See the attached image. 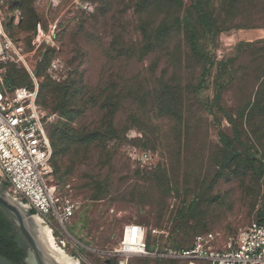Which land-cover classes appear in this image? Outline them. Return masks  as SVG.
Returning a JSON list of instances; mask_svg holds the SVG:
<instances>
[{
	"label": "rangeland",
	"instance_id": "rangeland-1",
	"mask_svg": "<svg viewBox=\"0 0 264 264\" xmlns=\"http://www.w3.org/2000/svg\"><path fill=\"white\" fill-rule=\"evenodd\" d=\"M133 1L0 2L4 31L23 56L21 64H9L6 72L14 86L28 91L35 80L36 104L53 117L51 127L63 122L64 103L98 106L105 94H109L106 100L115 93L120 96L114 86L124 94L121 100L131 87L142 96L146 83L141 77L148 81L151 72L159 79L166 70L165 80H174L181 92L202 82L197 93L183 94L186 112L179 119L166 111V105L153 101L134 114L130 108L136 105L129 97L115 120L109 109L102 156L98 159L100 150L86 144L66 149L65 160L74 161L76 167L55 185L59 196L78 205L66 225L78 243L74 255L66 250L74 261L116 264L118 257L112 252L123 228L136 224L145 228L146 246L155 256L131 257L128 264H211L160 255L185 250L194 237L211 232L221 248L239 229L264 218V89L258 92L255 83L264 71V59L252 61V50L236 54L239 44L264 39V26H258L264 25L260 0H241L240 14L248 15L239 16L231 29L212 41L200 42L206 54L216 58L204 76L192 65L185 73L182 67L175 69L171 64L177 57L168 59L163 55L166 50L141 60L128 59L130 45L140 40L133 31L139 19L133 14ZM152 13L151 20L158 22V13ZM118 24L127 28L120 34L121 46L117 42L120 49L113 37ZM176 44L177 37L168 42L170 53L177 54L172 50ZM253 103L257 110L251 109ZM132 116L137 118L129 122ZM81 118L82 127L90 129L101 112L89 106ZM114 126L121 131L117 139L110 134ZM0 194H6L4 187ZM45 253L51 257L48 250Z\"/></svg>",
	"mask_w": 264,
	"mask_h": 264
},
{
	"label": "trees",
	"instance_id": "trees-1",
	"mask_svg": "<svg viewBox=\"0 0 264 264\" xmlns=\"http://www.w3.org/2000/svg\"><path fill=\"white\" fill-rule=\"evenodd\" d=\"M241 0H134L132 3V11L134 15L139 18L137 23L133 26L134 35L137 34L140 40L137 43L130 45L128 50V59L141 60L146 58L148 54H153L156 51L167 52L163 55L168 59L177 57L176 62H172V66L176 69L182 67L185 73L186 67L190 65L201 72L204 76L210 69L211 65L216 63L214 55L206 54L205 49L201 46L200 42L204 39L212 41L215 36L219 35L226 29H231L239 16H246L248 14H240L239 3ZM216 3L217 7L213 5ZM261 7L259 8L260 17L264 20V0L259 1ZM155 4H159L158 9ZM218 8V9H216ZM158 13V22L151 20V15ZM118 32L114 33V40L121 46L122 36L120 35L127 30L126 27L121 24L116 25ZM264 26V25H258ZM226 27V28H225ZM123 35V34H122ZM174 37H177V44L172 48L177 54L169 52L167 44ZM118 46V44H117ZM119 47V46H118ZM120 49V47H119ZM252 50L254 52L252 61L258 59H264V39L251 43V44H239L236 48V54L239 56L244 55L246 52ZM119 56H122L121 50L118 52ZM253 64H257L254 62ZM170 64L167 65L169 67ZM233 66V64H229ZM153 71V70H152ZM163 73L167 74V71L163 70L159 79L154 78L153 72L149 80L141 77V80L146 83V88L142 90L143 94L140 96V92L136 89H126V98L129 97L132 106L130 109L134 114L144 111L147 107L148 101H153L157 106L166 105V111L173 114L178 119L184 116L183 94L188 91L197 93L202 89V82L198 83V87H185V92H181L178 85L174 84V80L166 81ZM234 76V73H230L229 76ZM256 84L259 85V91L264 89V71L261 76L256 78ZM6 84L14 86L8 75L6 74ZM17 87V86H15ZM113 87V86H112ZM189 87V88H188ZM119 95L122 97V91L116 89ZM125 91V90H124ZM262 94V93H261ZM261 94L256 96H261ZM109 94H105L106 99ZM112 95V88H111ZM124 95V94H123ZM96 106L95 104H89L86 102L77 103H64L62 104V110L65 112L63 122L54 126L48 125L47 135L52 148V157L50 161V167L52 174L57 185V180L63 183L70 171L76 167V163L72 160H65L66 149H77L83 144L94 147L100 150L98 159L102 156V152L105 150L103 146L106 141V119H108L109 109L112 110V117L115 120V116L118 112L122 111L123 103L120 96L115 93L109 100L105 99ZM218 90L215 93V101L218 99ZM116 99V102L113 101ZM260 100L255 103H259ZM89 106L94 107L97 112H101V118L96 120V124H92L90 129L82 127L81 123L82 115L89 111ZM38 107V106H37ZM254 107V103L251 109ZM257 107L252 110H257ZM44 110V109H43ZM264 115V112L262 113ZM137 117L132 116L129 118L135 120ZM130 125V123H129ZM79 126V127H77ZM74 127H77L76 129ZM128 129V128H126ZM121 131L116 130V127L110 130L111 138L117 139V135ZM109 134V135H110ZM102 188L98 187L101 191ZM32 214V212H31ZM261 219V218H260ZM256 220H259L258 218ZM255 220V221H256ZM13 230V224L9 221L8 217L0 210V261L11 260V254L15 249V241L10 237ZM192 245V244H191ZM191 247V246H190ZM188 247L187 249H189ZM148 249V248H147ZM175 249H181L175 247ZM149 251V250H148Z\"/></svg>",
	"mask_w": 264,
	"mask_h": 264
},
{
	"label": "built area",
	"instance_id": "built-area-1",
	"mask_svg": "<svg viewBox=\"0 0 264 264\" xmlns=\"http://www.w3.org/2000/svg\"><path fill=\"white\" fill-rule=\"evenodd\" d=\"M39 32L38 26V35ZM22 59V49L6 35L0 13V187L33 218L42 221L50 231L54 247L68 256V248L73 254L78 247L66 231L78 205L57 192L47 135L53 117L37 107L35 80L32 91L6 84V67L19 65ZM145 238L144 227L126 225L118 247L112 252L118 257L116 264H128L131 257H154ZM218 244L216 234L205 233L194 237L189 249L169 250L160 257L204 260L211 264H264V218L239 229L221 248Z\"/></svg>",
	"mask_w": 264,
	"mask_h": 264
},
{
	"label": "flooded vegetation",
	"instance_id": "flooded-vegetation-1",
	"mask_svg": "<svg viewBox=\"0 0 264 264\" xmlns=\"http://www.w3.org/2000/svg\"><path fill=\"white\" fill-rule=\"evenodd\" d=\"M0 210L6 216V218L8 217L9 221L13 224V230L11 231L10 237L15 241V249L11 254V260L9 261L5 259L2 262L4 264H40L37 253L33 251V249L30 247V245L27 243V241L21 234L15 218L2 207H0ZM26 219L27 225L30 227L31 232L37 241L38 254L41 256V258L43 256V260L45 259L46 263V256L44 254L45 249L47 250V248L35 225L37 221L30 214H28Z\"/></svg>",
	"mask_w": 264,
	"mask_h": 264
},
{
	"label": "water",
	"instance_id": "water-1",
	"mask_svg": "<svg viewBox=\"0 0 264 264\" xmlns=\"http://www.w3.org/2000/svg\"><path fill=\"white\" fill-rule=\"evenodd\" d=\"M0 207L5 209L15 218L21 234L23 235L27 243L30 245V247L33 249V251L37 253L39 263L54 264L52 258L47 256L46 253L44 254L46 256V263H45V259L43 260V256L41 258V256L38 254L37 241L33 236L30 227L27 225L26 218L29 214L28 210L22 204L17 203L9 195L6 194L5 195L0 194Z\"/></svg>",
	"mask_w": 264,
	"mask_h": 264
},
{
	"label": "bare ground",
	"instance_id": "bare-ground-1",
	"mask_svg": "<svg viewBox=\"0 0 264 264\" xmlns=\"http://www.w3.org/2000/svg\"><path fill=\"white\" fill-rule=\"evenodd\" d=\"M40 33V32H39ZM37 223H35L39 234L46 244V248L52 257L54 264H78L76 261L72 260L68 256H66L62 251L56 249L53 244V240L48 228H46L40 219L35 218ZM33 223V222H31Z\"/></svg>",
	"mask_w": 264,
	"mask_h": 264
}]
</instances>
